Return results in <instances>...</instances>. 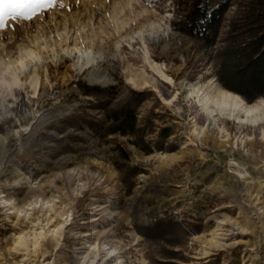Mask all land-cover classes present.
I'll list each match as a JSON object with an SVG mask.
<instances>
[{
    "label": "rangeland",
    "instance_id": "374dc122",
    "mask_svg": "<svg viewBox=\"0 0 264 264\" xmlns=\"http://www.w3.org/2000/svg\"><path fill=\"white\" fill-rule=\"evenodd\" d=\"M239 1L231 0L212 49L175 29L177 0H63L35 21L8 22L0 69L22 48H39L37 38L42 47L56 44L58 55L81 47L95 63H54L45 49L25 89L0 88V264H264V122L211 120L195 97L222 91L247 106L264 103L218 78L216 52ZM84 84L115 87L110 108L136 109L149 152L134 137L83 128V119L103 118L95 106L106 96ZM164 128L174 135L160 152ZM167 218L190 232L168 238L176 247L138 232ZM22 238L27 245L19 246Z\"/></svg>",
    "mask_w": 264,
    "mask_h": 264
},
{
    "label": "trees",
    "instance_id": "16d2710c",
    "mask_svg": "<svg viewBox=\"0 0 264 264\" xmlns=\"http://www.w3.org/2000/svg\"><path fill=\"white\" fill-rule=\"evenodd\" d=\"M176 19L174 27L181 33L203 43L204 49H212L218 45L219 36L226 15L233 7L231 0H221L214 4L212 0H177ZM235 16L222 41V46L216 52L219 60L218 78L226 89L238 93L249 102L264 98V0H240L237 3ZM97 95L105 94V98L95 106L102 112L103 118L90 121L83 119V128L106 136L134 137L132 144L149 152L144 147L146 137L145 126H141L136 109L130 106L111 109L112 94L115 87H88ZM139 103L146 100V94L134 92ZM150 134L156 133L150 128ZM0 132L1 129H0ZM172 129L164 128L156 138V149L160 152L167 150L166 141L173 136ZM193 230L195 228H192ZM196 231H199L196 228ZM138 232L150 240L168 241L179 235L190 233L183 224L171 219H159L150 226L138 227ZM169 238V239H168ZM170 246L177 243L168 241ZM167 242V243H168ZM178 254L168 251L166 257L178 260ZM180 261V260H179ZM183 261V259H182ZM187 263V262H186ZM166 264H178L169 261Z\"/></svg>",
    "mask_w": 264,
    "mask_h": 264
},
{
    "label": "bare ground",
    "instance_id": "6f19581e",
    "mask_svg": "<svg viewBox=\"0 0 264 264\" xmlns=\"http://www.w3.org/2000/svg\"><path fill=\"white\" fill-rule=\"evenodd\" d=\"M59 37L61 42L64 44L69 41L68 32H66L65 34H60ZM36 42L37 44H35V46H39V48H22L19 51V55L16 57V59H9L8 61H4V64L2 63L3 67L0 69V88H4L7 91L9 90L10 92H13L14 89L17 88L25 89L28 80L33 78L34 76H38L39 70L41 68L33 69V67L35 65H39L41 67L44 64V62H42L41 60V57L42 51H45V49H53V51L55 52L53 57L51 58L52 62L54 63L59 62L58 59L60 58V56H66L70 59H77L79 62H81L82 60L81 57H86L89 60L87 66L95 63V59L91 57V54L88 53V51H83L81 47L75 46L74 49H70V47H67V49H61V54L58 55L56 53V49L58 47L56 44L53 45L46 41L45 45H43L42 47L39 44V38H37ZM74 51L79 52L81 56L75 55L73 57ZM195 97L198 98L197 101L201 106V110L204 111V113H206L211 120L217 115L227 119L228 121L235 122L236 124L239 123L251 127L258 126L264 122V103L247 106L243 99L240 98L237 94L233 95L222 91L218 95L209 98L207 97L199 99L198 96ZM68 225L69 220L65 222V225L62 226L61 229H64ZM73 235L77 241L82 237V234H80L78 230H76ZM34 244L36 245V242ZM22 245H27V242L23 238L19 242V246ZM94 251V254L96 255V257H98V250L95 249ZM112 255L113 252H110L106 257H108L109 259L110 257H112ZM114 263L115 262H111L110 264Z\"/></svg>",
    "mask_w": 264,
    "mask_h": 264
},
{
    "label": "snow or ice",
    "instance_id": "6c2138e0",
    "mask_svg": "<svg viewBox=\"0 0 264 264\" xmlns=\"http://www.w3.org/2000/svg\"><path fill=\"white\" fill-rule=\"evenodd\" d=\"M58 4L64 7L63 0H0V31L9 27V21H35L47 16Z\"/></svg>",
    "mask_w": 264,
    "mask_h": 264
}]
</instances>
